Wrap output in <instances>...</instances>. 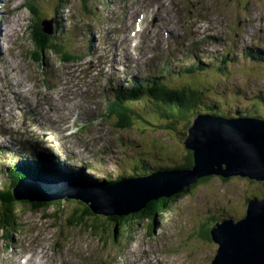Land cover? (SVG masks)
<instances>
[{
	"label": "rangeland",
	"instance_id": "rangeland-1",
	"mask_svg": "<svg viewBox=\"0 0 264 264\" xmlns=\"http://www.w3.org/2000/svg\"><path fill=\"white\" fill-rule=\"evenodd\" d=\"M4 1V0H0ZM71 4L69 7L65 4H59L56 2V0H53V2L50 3L47 7H45L44 10V15L45 14H51V16H55L56 20L58 22V26H65L70 24L73 27H81L82 31L85 32V34L92 36L93 40L95 42H100L102 39V35L107 34V32H110V30H121V28H118V25L120 23H126L124 22L125 19L130 18L131 14V4L134 6H139L141 4V0H99V2H95V0H70ZM94 2V4H93ZM209 2V1H208ZM36 7H40V2L39 1H34L33 2ZM168 5V3L166 2ZM89 7L88 14L84 10L83 7ZM61 6V8H59ZM65 6V7H64ZM176 6V5H175ZM101 8L104 9H110L109 17L104 18L100 14ZM161 11H164L165 13H170L172 14L173 12L177 15L180 16V13L182 14L185 8H182L181 6H177V10H173L171 6L165 7L163 10V7H159ZM54 10L56 13L58 12V16L55 14H52L51 11ZM78 15L77 21L72 20V16ZM114 18V21H112ZM166 19V18H165ZM220 19L223 22L227 23L230 21L231 16H227L225 13L220 14V16L214 14L212 20L204 25L203 27H198L199 24H195L193 26L188 27V29H180L179 32H176L178 36H183L185 37L188 35V33H193L195 31H198L196 29H206L210 32H215L218 31L219 29L216 27L218 24L214 23L215 20ZM46 20V19H45ZM167 23L173 30H178L179 25L177 24V19L173 18L172 23L168 19ZM198 27V28H197ZM230 28L228 27V30L230 32ZM32 29V28H31ZM44 33L46 35H51V29L49 28L48 25H44L42 28ZM163 31L167 32V34H163L158 36V42L156 44V47L159 50V59L163 60L167 58L169 54H175L178 55L182 52V45L181 43H177L173 40H171L170 37L173 32H169L167 28H162ZM1 32V29H0ZM16 33H24V29H22V25L18 24L15 25L11 29V36L14 38L17 34ZM76 31L74 30L71 33V37L75 35ZM38 34V33H37ZM121 41L119 43L121 44L119 49V52L121 53L119 58L122 57V53L127 56V54H133V51L135 49V46H133L132 43L129 42L128 39L123 35V37H120ZM19 39V44L22 46L31 45L29 41L27 40L26 37H18L16 41ZM36 44V42H34ZM80 47V46H79ZM34 49V46L29 47V54L31 58H34V61H36L37 57L39 59V55H37L38 50L36 52H32L31 50ZM97 51L99 50V58L102 62L105 61V57L103 55V47H100L99 45H96ZM42 48H40V51ZM122 50V51H121ZM85 52V49L80 47L77 50V53L82 54ZM89 54V50H87ZM150 53H145L143 56H152ZM135 54V53H134ZM135 56V55H134ZM140 56L139 58H141ZM35 63V62H34ZM30 64V62H29ZM45 66H42L40 68L38 66V73L42 71V69ZM34 69V68H33ZM33 71V70H32ZM77 74L82 75V72H86L83 68H77L75 71ZM87 74V73H86ZM47 73L43 76L40 77H45ZM84 83V82H83ZM82 84H80L81 88V97L78 103V106L82 105V99L85 98L86 94L88 91H85L86 87ZM95 85L98 86L95 82ZM197 90V86H192L187 94H192ZM49 97V101H54L59 103L60 102V97L52 91L50 94H47ZM204 100L210 98L209 95L205 94L203 96ZM15 98L9 97L8 99V105L11 106ZM87 100V98H85ZM46 98H43L42 101H45ZM71 105L68 103L65 105V108H67L69 111H75V107L77 106L76 98H71ZM250 103V102H248ZM77 106V107H78ZM10 109V108H8ZM227 110V109H224ZM8 112L9 111H0V120L2 117H8ZM190 115V114H189ZM159 119V118H158ZM159 126L161 125V122H167L164 119H159ZM141 121H146L145 118L143 117H136L134 119V125L135 127L139 126L141 124ZM66 122H69L68 120H62L59 122L62 126V124H65ZM192 122V119L187 118L183 119L182 122L180 123V126L178 128L177 132H173L172 136L175 137V139L179 142L180 147L182 145L180 144V140L182 139L181 137L184 134H187L186 132L188 129L185 131L184 127L187 126L189 123ZM20 123L18 122H10L8 125L5 124L4 122H0V150L3 149V151H0V158L4 157L3 162L6 165H9L10 167H16L18 164L16 163L17 159L13 158V153H17L19 151L20 147L16 146V151L13 150L12 144L8 142L7 137H3V134H15V127H17ZM104 129H98L100 133L104 135V140L108 141L107 134L105 132V129L107 128V124H103L102 126ZM146 133L153 131L149 127H144L143 128ZM86 130V129H85ZM159 130V129H158ZM158 130H155L158 134ZM160 131V130H159ZM84 132V131H83ZM82 132L84 142L89 143L95 150H98V148L105 149L106 144L105 142H99V141H94L92 137L86 136ZM161 133L163 131H160ZM145 133V134H146ZM123 133L120 134L122 136ZM176 135V136H175ZM100 136V135H99ZM35 145L38 148L37 150L41 151L40 147H43L46 144H49V141H45V139L42 140H34ZM142 143L144 146L152 144V141L147 137L143 136L142 138ZM166 143V144H165ZM165 143L158 142L157 145H159L162 148V152L164 153L165 157L162 159V162H165L166 159L171 157L173 155V146L172 144L168 143V141H165ZM9 144V145H8ZM7 148L9 149V152L7 151ZM108 148V147H107ZM106 148V149H107ZM182 149V148H181ZM181 149L179 151H181ZM183 150V149H182ZM5 151V152H4ZM79 154H82L79 149H77ZM13 152V153H12ZM63 152V149L62 151ZM122 150L121 148L115 147L114 152H111L109 155V159L111 158L113 161L117 159V156L121 154ZM182 152V151H181ZM194 154L195 152L192 151ZM183 153V152H182ZM187 153V152H186ZM96 158H101V157H96ZM175 159L177 160V156H175ZM180 160L185 161L186 156L185 154H181ZM96 163V162H94ZM123 163V162H122ZM130 164V161L124 163L123 166L125 168H128ZM128 165V166H127ZM39 168V167H37ZM49 169L53 170L52 167L50 166ZM109 169V168H108ZM85 169H82L84 172ZM110 170V169H109ZM18 175H21L22 173H19L17 171L13 172ZM31 175H38L36 172L32 173ZM10 178L13 180V177L11 176L10 173ZM9 177L7 180L10 182V185L13 183L12 180ZM30 178H38L37 176H30ZM223 179V180H222ZM223 177H215L212 178V180L209 183H200L199 185L195 186L192 191L198 189L197 191L199 193H195V201L192 205V201H190V196L189 198V206L191 207H198L199 205L202 204V197L204 196V192L210 191V195L208 197V194L206 195L205 200H203L204 205H210L213 206V210L211 213V216L215 218L217 221H222L223 219L221 217L227 216L229 218H235L238 216V213L235 211L237 210L240 214L244 212V210H248L249 203L251 201H257V200H264V199H255V197L260 196L264 192V181H257V180H251L248 177H240V176H232L229 178ZM22 181L19 180V184ZM78 183L81 184H86V185H93L91 184L87 179H83L82 181H78ZM18 184V185H19ZM96 186V184L94 185ZM7 188H9L6 185ZM7 192V190H5ZM1 189V184H0V194H5L6 192ZM8 196V195H7ZM194 199V196L192 197ZM258 198V197H257ZM8 199V198H7ZM69 198H65L62 201H57L53 204H50V206L47 208L45 211L44 208L39 207V210H35L33 206H27V207H21L18 205L15 206L13 217L19 218V221H17L18 225L15 228L16 230L14 231L12 225L10 222H7L5 226H1L5 220L4 216H0V228H9L8 232H10V236H12V244H13V251H14V256L9 257V261L13 262L19 257L22 256L24 261L28 262V264H41V262H49V263H56V260H51L53 255L55 254V251L53 250V247L49 243L50 240H53L54 245H59L62 250H61V256L64 262L68 259L69 256H75L77 254V250L80 251L82 254L86 252H91L94 254L96 258L99 259V261L96 263L101 264H119V263H128V262H133L135 264H160V263H153L150 261L145 263L144 256L146 254L144 253V250L147 249L149 255H154L152 256L151 259L153 258L154 260L159 259V262L161 260V264H210L211 261L214 262L215 257L218 253L219 250V245L213 240V241H202L199 243V255L197 253H192L191 251L185 249V248H178L179 245V235H177V227L173 224H171L170 220L167 222H164L161 224L160 229L156 232V234L150 238L146 236V226L147 223H141L142 226H136V231L134 230L133 226L130 225L127 227L122 226L119 229L120 234L116 235L115 233H112L114 231L115 224L110 223L109 225L105 227H99L98 232H102L104 230H110L109 233H112L111 236H101L97 237L95 236L93 242L90 240V236L93 235L92 232L90 231H84L82 230H75L68 228L66 226L65 221H60L66 216V211L70 209V206L66 200ZM77 200V199H75ZM5 202V201H4ZM218 202L220 206H217ZM59 203V204H57ZM81 203H84L81 201ZM215 203V204H214ZM224 204V205H221ZM0 207L3 205V203H0ZM12 206V203H10ZM83 205L89 207L86 203ZM227 206L229 209V213H224L223 214V208L224 206ZM14 207V205H13ZM12 208V207H10ZM84 208V206H83ZM232 210H231V209ZM2 209V207H1ZM91 209V208H90ZM63 211V213L61 212ZM235 210V211H234ZM195 213L197 215V218L200 220V223L204 221V219H208L211 216L202 215L201 209L196 208ZM194 213V216H195ZM63 214V217L61 219V215ZM70 217V216H68ZM226 217V218H227ZM224 218V219H226ZM245 218V217H244ZM14 220V218H12ZM117 222V219H116ZM115 222V223H116ZM174 222L177 225H180V227L185 231L188 232L191 226L195 225L194 219L188 220V215H177L174 217ZM200 223H197L196 226H199ZM87 225L91 224V221L86 223ZM96 225H100L99 222H94ZM14 226V225H13ZM132 226V227H131ZM120 227V225L118 226ZM27 228L25 235L26 236H19L16 237V232L17 230L20 229H25ZM68 228V229H67ZM130 229H133V236L130 235L129 237V231ZM7 233V232H6ZM97 237V238H96ZM198 240V239H197ZM196 240V241H197ZM193 243V241H192ZM192 243L189 244V246L192 245ZM197 243V242H194ZM3 244H0L1 252L2 254L0 255V259H6L7 258V253L2 247ZM175 253L176 255L173 256L170 254ZM24 255V256H23ZM30 257H28V256ZM45 255L46 258L41 259V257ZM166 257H163V256ZM32 257V258H31ZM125 258V260H124ZM195 258L197 261H195ZM39 261H38V260ZM189 259V263L186 262ZM95 260V259H94ZM72 262L74 263L75 261L72 259ZM213 264V263H212Z\"/></svg>",
	"mask_w": 264,
	"mask_h": 264
},
{
	"label": "water",
	"instance_id": "water-1",
	"mask_svg": "<svg viewBox=\"0 0 264 264\" xmlns=\"http://www.w3.org/2000/svg\"><path fill=\"white\" fill-rule=\"evenodd\" d=\"M187 134L186 145L195 152L194 167L177 178L171 177L163 181V184L156 185L151 190L142 192L141 184H126L127 188L120 187L116 191L114 185H111L110 188L115 190V193L101 194V188L94 185L77 182L69 187L61 182L58 187L64 190L60 192L72 194L76 186L75 190L83 193L76 195L88 198L74 197L75 199L83 201L98 213L120 216L123 213L138 212L144 207L147 199L151 200L156 193H159L161 198L173 195L202 177L220 176L226 179L240 176L264 181V122L256 119L232 124L199 118L189 127ZM146 178L148 177H142ZM30 179L34 180L30 181L33 183L38 178ZM52 181L53 178L49 177L48 182ZM19 186L21 190L15 191L14 195L21 196L18 198L19 206L23 208L33 204L50 205L58 200L70 198L60 193L58 195L61 199L54 200L50 194L45 195L46 192L52 193L48 187L36 190L26 184L23 188L21 184ZM157 188L160 190H154ZM146 197L147 199H144ZM28 199H31L30 203ZM212 233L214 241L219 245L213 264H264V200L251 201L245 218L239 223L234 225L230 221L218 224Z\"/></svg>",
	"mask_w": 264,
	"mask_h": 264
},
{
	"label": "trees",
	"instance_id": "trees-1",
	"mask_svg": "<svg viewBox=\"0 0 264 264\" xmlns=\"http://www.w3.org/2000/svg\"><path fill=\"white\" fill-rule=\"evenodd\" d=\"M38 40L40 42V45L42 46V42L44 40V34L38 36ZM39 55V54H37ZM157 91H153L150 92L151 94H155ZM143 94V92H133L131 93V95L129 96V98L131 99V102H135L136 100L139 99V96L141 97ZM160 96H163L162 94H166L164 95V98H161L160 100L162 102H164L165 106L164 108H161L159 111L164 113V117L167 120V122H161V125L154 129L152 132H154L155 130H160L163 131L162 133L158 130V134L154 133L155 137L153 138V142L155 144V146H159L157 145L158 142H164L168 141V143L172 144L173 146V152L176 154H173V156H176L177 154L181 155L184 154V150L186 153V160L184 161L185 165L182 166V163L180 161L179 165H176L177 168H182V172L184 171H189L194 167V162H195V157H194V153L192 152V150L187 148L186 145V140L188 138V134H184L180 140V144L182 145V147H180L179 142L175 139L174 136H172L173 132H177L178 128L180 126V123L182 122L183 119H187L189 118V114H191V112L195 109L199 110V106L197 103V100L194 99L193 97H188V96H184L181 95L179 93H158ZM115 97H118L120 99H125V97L123 96H117L115 95ZM259 106V105H258ZM244 111H242L241 109L237 110L235 109V113L237 115H244L243 113ZM230 115H233L232 112H230ZM142 117V115L140 113H135L132 110H128V108L124 105V104H120V107L118 105L115 106L114 110L110 112L109 117L112 119H115L117 121V127L124 130V129H129L132 130L135 128L134 124V119L136 117ZM247 116V115H245ZM190 118H192V116H190ZM264 119V116L260 117ZM143 121H141L140 123L142 124ZM190 124V123H189ZM187 125L185 127V131L191 127L190 125ZM151 132V133H152ZM187 133V132H186ZM166 144V143H165ZM183 150H182V149ZM181 149V151H179ZM177 161V160H175ZM61 166H58V172H60L61 170ZM151 170L154 169H150V167H146V171L149 172ZM158 170V169H157ZM15 171L19 172V173H35L36 170H33L29 167H20L18 169H16ZM14 171V172H15ZM38 175H45V173L40 172L37 173ZM18 175L16 173L12 174L13 179L15 180V185L19 184V180L23 179L24 176ZM26 175V174H25ZM44 177H50V176H44ZM216 176H211V177H203L198 179L195 184H191L189 186L184 187V189L180 190L179 192L170 195L169 198H161L160 200H155L152 199L150 201H147L144 204V207L139 210L138 212H132V213H123V215L120 216H108L106 215L107 213H98L95 211V209H90V207H87L85 205H83L84 203H81V200H66V202H68L70 209L66 211V216L65 218L62 219L63 214L60 216L62 220L60 221H65L66 222V226L70 229H75V230H84L86 231H90L93 233V235L96 236H101L100 234H102V236H108L111 235L110 230H104L102 232H98L99 227H105L107 225H109L110 223L115 224L114 227V231L112 233H115L117 227L120 226H125L127 227L130 225H140L141 223L144 222H149L150 223V227H151V231L154 232L155 228H156V224H157V220H158V216L161 215L163 212H165L166 210H168L170 204L172 202H175L176 200H179L185 196H187L190 193H193L194 191H192V189L199 185L200 183H209L212 178H215ZM223 180V179H222ZM226 181V180H224ZM8 192H6L4 195L0 194V203L2 202L3 205L0 207V216L4 218H6L4 220V222H11L14 223L16 220V217H13V213H14V209L15 206L19 204L20 200L18 199L17 195H14L15 189L14 188H7ZM8 195V196H7ZM260 197H264V192L263 194L260 195ZM8 198V199H7ZM54 199V197H52ZM31 199H28V203H30ZM5 201V202H4ZM59 201V200H58ZM10 203H12V206L10 205ZM59 204V203H57ZM1 205V204H0ZM14 205V207H13ZM60 205V204H59ZM34 206H36V208H34ZM50 205H44V206H40L39 204H33V208L35 210H39V207L44 208V210L46 211L47 208ZM84 206V208H83ZM12 207V208H10ZM47 207V208H46ZM213 210V206H206L205 208V213L206 215H210L212 213ZM61 212L63 213V211L61 210ZM162 212V213H161ZM119 215V214H118ZM70 216V217H68ZM12 218H14V220H12ZM117 219V222H116ZM91 221L90 225H87L86 223ZM215 218H213L212 216L208 219H204L203 222L200 223V221L198 223H200L199 226H196L193 228V233L190 234L189 239L191 240L192 238H195L197 235L200 236L199 239H201L202 241H213V235H212V228H213V224L215 223ZM94 222H99L100 225H96L94 224ZM116 222V223H115ZM188 245V244H187Z\"/></svg>",
	"mask_w": 264,
	"mask_h": 264
},
{
	"label": "bare ground",
	"instance_id": "bare-ground-1",
	"mask_svg": "<svg viewBox=\"0 0 264 264\" xmlns=\"http://www.w3.org/2000/svg\"><path fill=\"white\" fill-rule=\"evenodd\" d=\"M107 33H109V32H107ZM17 34V33H16ZM120 37H123V33L120 31V32H118L117 33ZM19 39L17 40V48L18 49H25V46H22V45H20L19 43ZM32 42L34 43V42H36L35 41V39L34 38H32ZM35 44V43H34ZM31 45H27L26 46V51H29V47H30ZM0 50H1V52H2V48H1V46H0ZM97 50V49H96ZM98 52V54H99V50L97 51ZM99 56V55H98ZM100 59V58H99ZM101 61V60H100ZM28 62H30V64H31V61H28ZM101 63H102V65L104 66V68L106 69V70H111V69H113V68H122V69H126L128 66L125 64V65H123V64H121L120 62H117V63H114V64H109L108 62H107V60L105 59V61L104 62H102L101 61ZM82 74H86V72H82ZM43 82V84L45 83V81H42ZM46 87H47V85L46 84H44ZM108 94L111 96V97H115V95L116 94H114L113 92H108ZM118 96V95H117ZM34 144H35V141H34ZM33 144V145H34ZM34 148V147H33ZM33 148H32V150H33ZM40 149H41V151H39V152H37V154L38 155H43L42 157H43V160H48V156L47 155H45V148H43V147H40ZM55 163H57V162H55ZM128 166V165H127ZM61 171H63L64 173L66 172V171H68V168L66 167V166H62L61 165V169H60ZM142 177H144V176H141V178ZM146 177V176H145ZM225 180V179H224ZM17 221H19V218H17L16 217V220H15V222L14 223H11V224H13L14 225V227H17V225H18V223H17ZM109 236H111V235H109ZM150 261L151 262H153V263H158L159 262V259H156V260H154L153 258L152 259H150ZM26 263L28 264V262L26 261Z\"/></svg>",
	"mask_w": 264,
	"mask_h": 264
}]
</instances>
